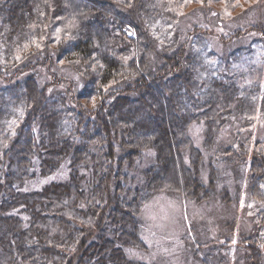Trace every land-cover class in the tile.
<instances>
[{"label":"trees","instance_id":"trees-1","mask_svg":"<svg viewBox=\"0 0 264 264\" xmlns=\"http://www.w3.org/2000/svg\"><path fill=\"white\" fill-rule=\"evenodd\" d=\"M197 13L200 20L181 27ZM213 13L221 22L257 14L258 22L222 44L257 30L260 45L249 56L260 55L264 0H0V264H139L129 252L148 250L140 217L151 199L214 198L218 171L205 150L232 127L222 153L249 152L254 121L244 101L264 96V69L257 85L247 74L229 76L227 58L209 45L219 36L203 32ZM198 122L206 127L205 149L191 135ZM150 151L155 163L140 175ZM228 158L232 168L239 162ZM261 158L249 177L259 200ZM63 169V180L24 190L63 177ZM262 220L244 241L247 264H264ZM215 240L205 243L209 253L197 254L205 252L206 264H228Z\"/></svg>","mask_w":264,"mask_h":264},{"label":"rangeland","instance_id":"rangeland-1","mask_svg":"<svg viewBox=\"0 0 264 264\" xmlns=\"http://www.w3.org/2000/svg\"><path fill=\"white\" fill-rule=\"evenodd\" d=\"M209 16L213 23H208L209 26H203V32L206 31L208 34L219 36L220 40L213 38L209 45L216 54H222L227 58H223V60L225 59L229 63V76L236 77L238 74L241 76L247 74L252 79H256L255 82L250 84L255 83L257 85V81L261 83V74L258 71L264 69V56H261L264 55L263 46V50H261L258 57L252 58L249 56L250 52L255 48L258 49L260 45L255 44L260 40L259 32L257 30V32H250L248 37L237 40L232 46L227 45L228 48L222 44L223 38L230 37L233 33L238 34L240 29L250 22H258V20L256 21L257 14L254 15L252 21H249L248 18H241L240 20L239 16L233 19L236 17L234 16L231 21L221 22L215 13ZM200 17L199 13L193 14V17L191 15L187 16L181 23V27H186L194 18L200 20ZM245 48L248 51L243 52L244 59H242L241 65H237L236 61L240 58L239 50ZM224 74L228 76L227 73L224 72ZM69 76L71 77V75ZM72 79L77 82L78 80L81 81L77 77ZM227 80L234 82V78H227ZM45 81L47 82V80ZM260 88L264 91V85H260ZM250 97V101H244V108L251 109L249 115L254 121L253 131L251 130L253 139L249 152L222 153L219 145L223 141L234 137V128H226V133L221 135L214 150H205L204 153L205 162L211 164L218 171V182L214 190V198L198 204L185 200L180 195L163 193L151 199L144 207L140 217L141 237L148 250H131L129 255L132 261L139 264H206L204 253L210 252V245L208 244L207 247L205 243L211 239H216L215 242L220 245V253L230 256L228 264H247L243 260L246 254L244 247L247 246L244 241L251 237L253 224L257 221L263 222L262 219L264 218V205L259 202H264V199L259 200L260 195H253L250 192L251 186L249 183L251 166L255 157L261 156L260 161L264 165V113L261 112L264 106V96L260 94V98H258V96L249 94L248 98ZM27 118L28 114L23 118V121ZM206 132L203 123L198 122L191 128L195 145L201 149H205ZM234 155L237 156L239 162L232 163L234 167L232 168L227 164V161L228 156ZM189 156L186 155L188 162H190ZM209 156H213L214 159ZM155 160V153L151 151L145 153L137 172L142 173L143 169L153 165ZM205 162L202 168V178L205 186L210 187L209 168ZM67 174H69L67 169H63V173H61L63 177L59 178L58 175L47 177L41 180L40 184L39 182H31L24 187V190H38L39 186L46 181L52 179L63 180L62 178ZM225 197L227 201L230 200L231 202L226 203L224 201ZM262 197L264 198V184ZM258 237L262 238L261 245L264 249L263 227L260 228ZM204 248L205 252L200 253V255L197 254L198 250L201 252Z\"/></svg>","mask_w":264,"mask_h":264},{"label":"snow or ice","instance_id":"snow-or-ice-1","mask_svg":"<svg viewBox=\"0 0 264 264\" xmlns=\"http://www.w3.org/2000/svg\"><path fill=\"white\" fill-rule=\"evenodd\" d=\"M199 2L201 3V4H203V0H199ZM129 35H133V33L132 32H129L128 33ZM26 48H27V46H25ZM35 47L37 48V49H39L40 48V45L38 44V43H36L35 44ZM19 58V57H18ZM93 103H94V101H93Z\"/></svg>","mask_w":264,"mask_h":264}]
</instances>
